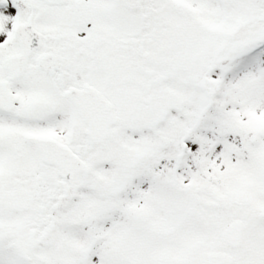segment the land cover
<instances>
[{"label": "snow or ice", "instance_id": "snow-or-ice-1", "mask_svg": "<svg viewBox=\"0 0 264 264\" xmlns=\"http://www.w3.org/2000/svg\"><path fill=\"white\" fill-rule=\"evenodd\" d=\"M0 264H264V0H0Z\"/></svg>", "mask_w": 264, "mask_h": 264}]
</instances>
